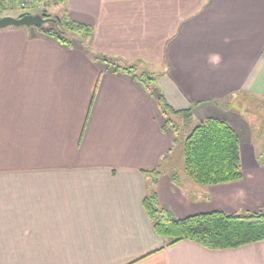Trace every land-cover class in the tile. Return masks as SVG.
<instances>
[{"label": "crops", "instance_id": "0c3cea01", "mask_svg": "<svg viewBox=\"0 0 264 264\" xmlns=\"http://www.w3.org/2000/svg\"><path fill=\"white\" fill-rule=\"evenodd\" d=\"M66 8L93 27L95 51L138 62L136 73L156 80L95 58L81 35L62 42L52 20L0 28V264H264V239L169 244L144 206L158 170L160 203L176 217L264 210V116L242 99L225 106L229 94L264 97V0ZM162 95L171 109L192 106V122L219 117L234 127L240 179L201 184L177 165L180 135L166 125Z\"/></svg>", "mask_w": 264, "mask_h": 264}, {"label": "trees", "instance_id": "16d2710c", "mask_svg": "<svg viewBox=\"0 0 264 264\" xmlns=\"http://www.w3.org/2000/svg\"><path fill=\"white\" fill-rule=\"evenodd\" d=\"M21 1V0H20ZM43 0H31L42 2ZM60 3L66 0H58ZM3 8L6 2L0 0ZM22 13L20 16L27 14ZM48 16V14H46ZM57 31H50L64 43L73 45V39L81 35L84 46L95 58H102L114 64L118 70L136 73L139 63L119 62L120 58L95 51L90 42L93 35L91 25L74 20L68 9L53 17ZM42 27V26H39ZM89 38V40L87 39ZM141 82L150 84L156 76L149 71L136 73ZM244 93L232 94L225 104L239 105ZM230 100V101H229ZM167 115L166 125L182 132L174 117L179 115L184 125L193 120L192 106L184 109H171L163 95L160 98ZM241 142L237 131L225 119L208 117L194 124L185 135L183 144L184 164L188 175L201 184H219L236 181L243 176L241 168ZM153 179L144 199V206L157 233L165 236L169 244L187 239L195 241L209 249L239 247L264 239V210L226 212L213 210L199 212L185 217H176L169 208L160 203L155 183L160 172H151Z\"/></svg>", "mask_w": 264, "mask_h": 264}, {"label": "rangeland", "instance_id": "374dc122", "mask_svg": "<svg viewBox=\"0 0 264 264\" xmlns=\"http://www.w3.org/2000/svg\"><path fill=\"white\" fill-rule=\"evenodd\" d=\"M3 2H6V8H3L2 3L0 4V15H12V16H18L25 12L30 13H47L50 17H55L56 15L62 14L64 9L66 8V2L60 3L58 0H43L42 2H29L25 3V0H3ZM49 27L53 28L54 31H57V25L54 22H51L48 24ZM57 29V30H56ZM232 94H229L227 97H225V101L229 99V97ZM242 100L245 101L247 104L248 110L252 113H257V111H260V115L263 114L264 116V108L256 109V100L262 101L264 100V97L262 98H253L250 94H244L242 96ZM224 101V102H225ZM230 101V100H229ZM261 104V103H260ZM259 104V106H260ZM226 107H232L231 103L225 105ZM249 112V113H250ZM174 122L181 126L182 132L179 133L180 138L177 143V145L174 146L173 150V156L172 158L176 160L177 165H181L184 167V153H183V144L186 133L192 129L195 123L197 122H191L187 126L183 124L182 118L180 117H174Z\"/></svg>", "mask_w": 264, "mask_h": 264}, {"label": "water", "instance_id": "95a60500", "mask_svg": "<svg viewBox=\"0 0 264 264\" xmlns=\"http://www.w3.org/2000/svg\"><path fill=\"white\" fill-rule=\"evenodd\" d=\"M47 13H27L22 16L0 15V28L8 26H42L53 17L47 16Z\"/></svg>", "mask_w": 264, "mask_h": 264}, {"label": "built area", "instance_id": "2783aa9c", "mask_svg": "<svg viewBox=\"0 0 264 264\" xmlns=\"http://www.w3.org/2000/svg\"><path fill=\"white\" fill-rule=\"evenodd\" d=\"M29 2H31V0H25V3H29Z\"/></svg>", "mask_w": 264, "mask_h": 264}]
</instances>
